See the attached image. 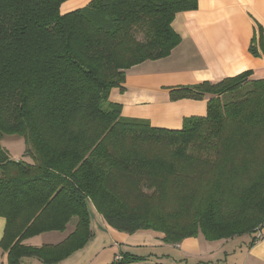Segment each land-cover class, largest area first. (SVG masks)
Masks as SVG:
<instances>
[{"label": "trees", "instance_id": "1", "mask_svg": "<svg viewBox=\"0 0 264 264\" xmlns=\"http://www.w3.org/2000/svg\"><path fill=\"white\" fill-rule=\"evenodd\" d=\"M0 0V253L6 264H61L93 238L89 207L112 229L153 231L180 245L264 229V80L247 71L170 89L172 101L204 100L207 114L180 130L122 116L110 100L127 72L168 58L181 44L172 24L199 0ZM264 56L258 25L250 46ZM27 144L16 161L5 136ZM70 234L56 245L26 241ZM113 264H164L129 252ZM205 264V263H199Z\"/></svg>", "mask_w": 264, "mask_h": 264}, {"label": "crops", "instance_id": "2", "mask_svg": "<svg viewBox=\"0 0 264 264\" xmlns=\"http://www.w3.org/2000/svg\"><path fill=\"white\" fill-rule=\"evenodd\" d=\"M91 1H66L60 12L63 15L70 13ZM258 25L264 33V0H199L196 10L177 14L172 24L182 39L181 44L168 58L148 61L130 69L125 91L113 89L110 100L123 106V117L147 120L153 127L182 129L185 119L206 116L209 97L199 101H172L170 89L205 81L216 83L247 71L253 72L251 79L264 80V56L254 57L249 50ZM89 210L93 238L62 264L68 261L71 264H94L99 255L113 247L158 262L174 258L162 252L168 246L182 256L169 264H178L179 261L187 264L189 256L200 253L198 241L194 239H186L174 246L163 243L164 235L153 231L124 234L109 227L93 206ZM5 227L6 221L0 217V242ZM63 234L62 237L57 236V232L40 235L42 245L59 244L70 232ZM262 240L250 248V253L264 254ZM97 241H101V245L97 247V244L94 249ZM26 244L29 245L28 240ZM0 264H6L1 253Z\"/></svg>", "mask_w": 264, "mask_h": 264}, {"label": "rangeland", "instance_id": "3", "mask_svg": "<svg viewBox=\"0 0 264 264\" xmlns=\"http://www.w3.org/2000/svg\"><path fill=\"white\" fill-rule=\"evenodd\" d=\"M2 146L14 160H23L27 162L32 161L31 158H24L23 156L27 149V144L23 138L14 135L5 136L2 141ZM72 228L73 222L70 223V226L65 233L68 234ZM57 236L62 237L64 236V234L57 232ZM190 239L198 241L197 248H199L200 253L189 256V258L187 259V264H199L201 262L207 264H264V254L258 256L256 253H250L249 243L251 236L249 235L238 237V240L234 238L231 240L222 239L209 241L202 234H199L198 237ZM262 239L264 240V230ZM42 243L43 239L40 235L28 240V244L32 245L33 247H41ZM100 245L101 241H97L93 248L95 249L96 246L99 247ZM125 251V249L116 247L108 248V250L98 256L94 264H113L115 260V254L121 255L122 253H125ZM162 252L169 253V255L173 256L176 259L182 258L179 251H176L175 249L168 246L164 247V249H162ZM174 258H167L164 264L171 263ZM24 262L25 264H42L38 259H25ZM64 264H71V262L68 261ZM178 264H186V262L179 261Z\"/></svg>", "mask_w": 264, "mask_h": 264}, {"label": "built area", "instance_id": "4", "mask_svg": "<svg viewBox=\"0 0 264 264\" xmlns=\"http://www.w3.org/2000/svg\"><path fill=\"white\" fill-rule=\"evenodd\" d=\"M262 238H263V232L262 231H258L257 238H256L257 239V242L261 241ZM115 259H121V257L120 256H116Z\"/></svg>", "mask_w": 264, "mask_h": 264}]
</instances>
